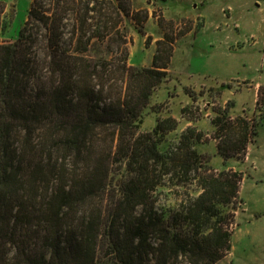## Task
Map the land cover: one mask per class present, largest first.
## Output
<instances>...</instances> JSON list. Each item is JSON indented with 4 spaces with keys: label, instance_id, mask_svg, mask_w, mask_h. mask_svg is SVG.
I'll use <instances>...</instances> for the list:
<instances>
[{
    "label": "trees",
    "instance_id": "16d2710c",
    "mask_svg": "<svg viewBox=\"0 0 264 264\" xmlns=\"http://www.w3.org/2000/svg\"><path fill=\"white\" fill-rule=\"evenodd\" d=\"M132 9L31 0L16 38L0 42V264H216L230 251L242 174L210 164L194 125L171 141L172 116L140 131L176 38L154 14L151 65L129 64L126 22L144 35L149 16ZM256 96V119L232 117L231 101L212 107L223 161L242 160L264 122V85ZM193 109L181 115L196 121ZM160 186L174 205L160 204Z\"/></svg>",
    "mask_w": 264,
    "mask_h": 264
},
{
    "label": "rangeland",
    "instance_id": "374dc122",
    "mask_svg": "<svg viewBox=\"0 0 264 264\" xmlns=\"http://www.w3.org/2000/svg\"><path fill=\"white\" fill-rule=\"evenodd\" d=\"M1 4L10 6V17L2 25L0 20V42L14 40L26 20L31 0H0ZM203 0H130L133 11L147 9L149 16L144 23L141 34L131 20L126 22L125 32L128 43L127 62L138 67L151 65L156 41L162 38V31L157 24V17L162 18L165 29L172 28L176 38L174 52L166 79L156 88L147 108L140 131L151 129L157 116H172L178 120V128L167 133L166 141L174 140L187 125H194L204 134V141L197 147L202 153L210 155V164L217 170L231 167L242 174L240 189L233 205L234 220L230 226L232 231V247L225 257L216 264H264V122L257 128V135L248 145L242 160H225L217 154L213 138V127L210 124L214 116L212 107H224L226 102L234 103L229 114L234 117L242 115L257 118L256 94L253 82L226 79L222 83L200 84L195 78L201 77L208 66L199 54L198 48L192 45L195 35L202 27L204 18L201 15ZM1 17V14H0ZM215 14L213 19L216 20ZM176 21L173 27L170 20ZM7 26V27H6ZM211 33L212 31H208ZM2 33V34H1ZM149 37V42H146ZM114 43L111 48L114 55L119 56V48ZM192 48V50H191ZM234 65V64H233ZM214 82V81H212ZM229 87L221 88V85ZM264 85V84H263ZM191 97L186 94V90ZM257 91V90H256ZM192 96L193 101H192ZM207 101L210 104H207ZM192 105L193 111L200 115L196 121H187L181 115V108ZM198 108V110H196ZM164 145V144H163ZM160 204L174 205L176 198L169 189L160 186ZM232 207V206H231Z\"/></svg>",
    "mask_w": 264,
    "mask_h": 264
},
{
    "label": "crops",
    "instance_id": "0c3cea01",
    "mask_svg": "<svg viewBox=\"0 0 264 264\" xmlns=\"http://www.w3.org/2000/svg\"><path fill=\"white\" fill-rule=\"evenodd\" d=\"M203 2L204 22L194 34L192 48L195 46L203 52L199 56L208 70L196 81L201 85L222 83L226 79L237 83L250 80L256 94L257 88L264 84V0ZM0 5L3 9L0 20L5 25L4 19L10 17L11 10L8 5Z\"/></svg>",
    "mask_w": 264,
    "mask_h": 264
}]
</instances>
